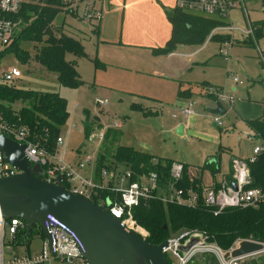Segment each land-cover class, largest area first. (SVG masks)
Returning <instances> with one entry per match:
<instances>
[{
  "label": "rangeland",
  "instance_id": "obj_1",
  "mask_svg": "<svg viewBox=\"0 0 264 264\" xmlns=\"http://www.w3.org/2000/svg\"><path fill=\"white\" fill-rule=\"evenodd\" d=\"M101 1H106L104 5L111 2L109 0ZM113 5L116 12H112L111 9L110 13H106L104 16L103 27L105 30H101L103 38L99 34L98 28L96 30L91 27L90 30H86L84 25L76 19L75 13L69 11L68 5L64 6L62 13L55 20V27L64 26L63 30L66 35L76 39L84 47L86 57L76 58L73 55H68L66 58L68 62L77 64V72L83 83L80 87L76 89L62 87L57 74L48 72L34 61L36 48L33 43L29 42H23L20 45L21 49L30 56L27 64L21 63L12 52H7L0 57V75L13 69L19 70L22 74V77L15 83L3 85H13L34 92L56 93L67 101L70 117L61 129L63 141L59 151L61 154L65 151L67 154H74L78 150L91 157L93 163L103 160L106 165H111L115 162L118 148L147 149L146 147L149 146L152 153L162 157L161 159L186 163L195 169L202 167L205 160L197 142L205 141L207 138L200 135L193 137L191 132L187 135L189 140L179 137L178 128H176L179 121L175 119V116L180 113V106L178 107L176 102L177 98L173 97L172 87L169 86L167 90L159 80L154 79L147 72H135L133 66L129 68L130 72L123 70V66L110 67L111 64L122 63L124 60L126 63H131L130 60L133 57L127 56V53L118 55L115 53L113 56L111 49L108 48V42L104 43L106 37L113 39L108 35L114 34L117 29L120 35L123 33L125 19L123 34L126 42L142 44L132 30L136 28V24H139L140 18L149 21L151 20L149 13H155L157 10L161 11L165 18L163 8L175 9L177 0H148L135 5L130 2L126 16H124L125 0H113ZM246 6L248 17L241 10H234L231 13L230 22L235 29L232 34L223 26H217L212 32L215 34L214 40L216 41L209 42L207 46L205 44V49L201 50L203 46H194L188 49L184 48L179 52L184 55L193 54L195 56L193 62L203 64L201 67L199 65L193 67V72H188L189 75L185 81L190 80L193 83L209 81L213 85H217L216 88L226 96H234V103H236L233 106L223 105L227 115L221 117L223 125L219 128L223 129V132L218 133L221 134L223 142L217 138L215 141L219 144L220 141L224 145L230 144L233 150L251 155L260 141L256 139L250 143L245 136L247 133L245 127L247 128L248 122L256 121L259 117L264 120V28L256 26L257 30L262 31L263 37L257 41L251 36L254 41L252 45L248 44L249 38L243 32L248 31L250 24L253 27L256 23L264 22V4L261 0H247ZM134 12L138 13L137 17L133 16ZM112 20L114 23H110ZM248 20L250 24H247ZM165 22L167 24V20ZM225 43H233V46L229 48L230 57L227 59L219 55L220 50L225 49ZM234 78L243 81L244 85H234ZM233 89L237 91L234 92ZM185 92L190 94L187 97L193 95V105L198 116L209 117L207 111L216 108L215 99L207 97L209 91L204 94L200 91L191 92V90ZM141 98L151 101L140 102ZM188 100L192 101L191 98ZM98 101L103 105H99ZM134 103H142L148 108L146 111L152 115H154V108H157L162 114L157 118H148L133 110ZM13 108L19 110L21 103H15ZM239 114L246 115V117ZM212 118L214 119V117ZM114 124H119L122 128L116 129ZM87 125L89 128L86 127ZM232 126H236L235 134L226 136L231 139L227 141L225 134ZM86 129H89L90 136L96 135L94 141L86 140ZM100 131L104 132V136L111 131L117 132L114 134L118 138L117 142L112 145L111 141L106 139L101 143L97 138ZM231 163L229 156H223L221 179L223 176H229L232 172ZM88 171L85 170V172ZM189 173V177H196L195 171L189 169ZM91 174H93V170ZM218 180L220 179L218 178ZM213 184L211 173L206 172L203 175L204 190ZM47 241L48 238L45 235L35 231L31 235L19 238L13 244L17 247L16 252H10L6 254V257L8 259L15 253L17 255L28 254L29 247L38 253ZM10 242L11 239L7 238L6 246L11 245ZM232 248H235V245ZM168 261L170 264H174L170 256H168ZM190 264H221V262L214 252H200ZM239 264H264V253L244 258L240 260Z\"/></svg>",
  "mask_w": 264,
  "mask_h": 264
},
{
  "label": "trees",
  "instance_id": "obj_2",
  "mask_svg": "<svg viewBox=\"0 0 264 264\" xmlns=\"http://www.w3.org/2000/svg\"><path fill=\"white\" fill-rule=\"evenodd\" d=\"M261 1L264 4V0ZM63 8V4L58 0H35L32 4L24 6L12 19L16 24L14 42L3 54L12 52L21 63L27 64L30 56L21 49L20 45L23 42L33 43L36 48L34 61L48 72L57 74L62 87L76 89L83 84L77 72V64L68 62L66 58L68 55L76 58H84L86 55L82 44L66 35L64 26L61 28L54 26ZM165 14L172 26V35L165 47L152 51L155 56L174 54L181 46H204L213 30L217 26L225 25L214 19L186 13L177 7L172 10L165 9ZM254 26L253 39L258 41L263 37V33L257 30L256 26L264 28V22L256 23ZM253 39H250L251 45L254 44ZM39 46L41 48H38ZM188 95L190 94L186 92L179 93V97L183 99H190L193 96L187 97ZM207 97L217 101L214 96L207 95ZM17 102L21 103L19 110L13 108ZM133 110L146 117L152 115L138 105H133ZM0 113L12 128L27 129L28 139L38 147L51 155L57 154L61 129L70 117L68 103L59 94L34 92L13 85H0ZM247 125L264 145V120L250 121ZM113 132H109L104 139L111 141L112 145L118 140L114 135L117 132ZM89 137V129H86V140ZM174 165L175 163L170 160L156 158L133 148L120 147L113 164L106 165L103 160L97 162L96 177L99 181L100 173L104 168L108 170L118 167L129 168L136 174L133 181L154 173L157 174L159 186L164 192L169 193L174 187L183 190L186 194L193 190L199 195L200 200L196 209L163 204L157 199L142 202L134 209V219L149 232L147 241L152 245L159 246L185 232L205 235L209 243L216 244L223 251H229L239 241L264 244V202L256 208L232 209L215 216L203 202V173L210 172L215 177L220 173L218 165L207 162L193 181L189 177V167L183 165L182 179L179 182L173 181L172 178ZM249 171L250 188L264 190V153L249 165ZM64 187L69 191L65 182ZM94 203L97 204L96 201ZM35 231H39L44 236L39 225H36L29 235ZM24 234L26 236L28 232Z\"/></svg>",
  "mask_w": 264,
  "mask_h": 264
},
{
  "label": "built area",
  "instance_id": "obj_3",
  "mask_svg": "<svg viewBox=\"0 0 264 264\" xmlns=\"http://www.w3.org/2000/svg\"><path fill=\"white\" fill-rule=\"evenodd\" d=\"M35 0H0V56L12 45L15 37L16 24L12 20L17 16L24 6L32 4ZM38 1V0H36ZM40 1V0H39ZM68 5L69 11L75 13L79 21L98 27L103 19L102 12L96 8V1L81 0H58ZM247 0H177V8L196 16L214 19L224 23L223 27L231 34L235 31L230 22L231 13L234 10H241L248 17L246 6ZM247 24H250L248 20ZM94 27V28H96ZM222 27V26H221ZM246 36L254 38V31L251 24L248 31L243 32ZM214 33L210 35L206 43L214 38ZM233 43H225V49L220 50V55L229 58ZM22 77L19 70L13 69L0 75V85L13 84ZM235 83L243 84L238 78H234ZM207 95L214 96L217 102L231 104L233 97H228L218 89L209 88ZM99 105H103L98 101ZM180 112L185 117L196 116L193 103H188L180 107ZM216 126H222L221 117L214 116ZM115 128H121L119 124H114ZM0 134L14 140L19 145H26V156L33 165H40L45 175L43 180L48 184H57V179L62 175L64 182L69 187L70 194L81 196L102 210L108 211L112 216L134 234L147 240L149 232L142 228L134 219V209L139 207L142 202L157 199L163 204H175L178 206L196 209L200 197L193 190L187 194L183 190L172 187L169 193L164 192L159 186L157 174L151 173L133 181L136 174L129 168L118 167L113 170L102 169L100 180L85 177L83 172L88 167L90 159L72 166L59 159L56 155H51L44 149L38 147L28 139L27 129H14L9 126L0 113ZM96 135L89 137V141H94ZM97 138L102 143L105 139L104 132L100 131ZM62 144V139L58 140V145ZM264 153V145L257 146L253 155L249 159H232L231 177L217 185H212L204 190L203 202L215 216L227 210L256 208L264 202V190L253 189L249 165L256 161ZM20 172L6 162V158L0 150V180L12 178ZM183 165L175 164L172 169L173 181L179 182L182 179ZM190 174V173H189ZM195 177H190L191 181ZM94 201L97 202L94 203ZM42 228V227H41ZM50 239L43 244L40 251L36 253L31 248L28 254L17 255L7 259L6 254L16 252L15 242L25 236L28 232L26 222L21 219H4L0 215V264H88L86 259V247L80 237L54 216L48 215L43 223ZM30 233L28 232V235ZM197 232H185L178 237L168 240L169 246L164 249V254L173 259L174 264H190L194 257L200 252H214L221 264H239L240 260H224L223 255L228 251L221 250L216 244L211 247L197 245L186 256H183L178 248L183 245L191 236ZM10 238L9 246H6V239ZM203 243H209L208 237L204 235ZM232 248L231 250H233ZM230 251V250H229ZM242 260V259H241Z\"/></svg>",
  "mask_w": 264,
  "mask_h": 264
},
{
  "label": "water",
  "instance_id": "obj_4",
  "mask_svg": "<svg viewBox=\"0 0 264 264\" xmlns=\"http://www.w3.org/2000/svg\"><path fill=\"white\" fill-rule=\"evenodd\" d=\"M215 117H225L227 111L216 101V108L208 110ZM86 127H89L87 125ZM183 128L177 134L182 136ZM26 145L0 134V150L6 162L20 173L0 180V215L7 220L21 219L30 233L36 225L43 229L48 215L74 231L84 243L88 264H170L164 254L168 241L156 246L127 229L120 220L102 210L89 200L65 190L62 175L57 184L43 180L45 172L40 165H33L26 156ZM216 162H209L214 164ZM44 235L50 239L48 233ZM204 235L195 234L179 246L186 256L194 247H213L203 243ZM264 253V244L239 241L233 250L223 255L224 260H241Z\"/></svg>",
  "mask_w": 264,
  "mask_h": 264
},
{
  "label": "crops",
  "instance_id": "obj_5",
  "mask_svg": "<svg viewBox=\"0 0 264 264\" xmlns=\"http://www.w3.org/2000/svg\"><path fill=\"white\" fill-rule=\"evenodd\" d=\"M88 1L90 2L91 0H88ZM95 1H96L95 7L99 8L101 10L102 15H103V19H102L101 24L98 27H96V26H94V27H96L95 28L96 30L98 28L99 34H101V37H102L101 30L102 31H103V29L105 30V28L103 27V23L105 21L104 16L106 15V13L107 14L110 13L111 9H112V12H116V10L114 9L113 0H109L111 2H109L106 5H104L106 1L105 2H102L101 0H95ZM118 1H120V0H118ZM141 1H148V0H125L126 7H124L125 8L124 9V16H126V10H127L130 2L135 5ZM101 3H102V5H101ZM98 5H99V7H98ZM165 9L166 8H163L164 13H165ZM149 14L151 16V20L146 21V20L140 18L139 24H136L135 25L136 28L132 29L135 36L139 37V39L141 40L140 42L142 44H133V43H127L126 42V40L124 38V34H123L125 31V23H126L125 19H124L123 33L121 35L117 29V31L114 34L108 35V36L112 37L113 39H109L107 37L104 38V43L108 42L107 43L108 48L111 49V54L113 56H115L114 55L115 53H117V55L119 53H127V56L131 55V57H133V59L130 60L131 63H126L125 60L124 61L119 60L120 62L122 61V63L115 62L114 64H111L110 67H115V65L123 66L124 67L123 70L130 72L131 70L129 68H131L133 66V68L135 69V72H138V71L147 72V74H150L151 77H153L156 80H159L160 83L163 84L167 90H168L169 86L172 87L173 92H174L173 97L177 98L176 102L178 104V107L179 106L180 107L185 106L188 103H194L193 98H191L192 101H189L188 99L179 98L178 97L179 93L185 92L187 90H191V92H199L200 91L202 94H204V92H207L209 88L217 89L216 88L217 85H213L209 81L194 82V83L191 82L190 80L185 81V79L188 77L189 73L193 72V70H194L193 67H195L197 65H199L200 67L203 66V64H201V62H199V63L193 62V58L195 57L193 54L184 55V54H181L179 52V50H182L184 48L188 49V48H192V47H187V46L178 47V49L176 50V52L174 54H171L168 56H155L153 54L152 51L154 49L163 48L166 46L164 44H167L170 41L171 35H172V26H171L170 22L168 21L166 14H165V18H164L161 11L159 12V10H157L155 13H149ZM133 16L137 17L138 13L134 12ZM76 19L78 20V18H76ZM157 19H159V21H157ZM165 20H167V24H166ZM106 21H107V19H106ZM110 23H114V20H112V22H110ZM81 24L84 25V28L86 30H90L91 26H93V25H89V24L83 23V22H81ZM106 27H107V24H106ZM247 37L249 38L248 44H250V39H252V38L249 36H247ZM207 45H208V43H206V46ZM206 46L204 45L201 50L205 49ZM219 55H220V53H219ZM241 82H243V81H241ZM200 83H202L203 85L205 84L204 87L201 86L202 84H200ZM233 83L236 86L244 85V82H243V84H238V83H235L233 81ZM205 86H208V88L207 87L205 88ZM233 91L236 92L237 90L233 89ZM232 97L234 98V96H232ZM141 101H151V100L141 98L140 102ZM235 103L233 100V102L230 104V106H233ZM139 104L134 103V105L141 106V108L143 110H145V111H146V109L148 110V108L145 107L142 103H139ZM154 109H155V110H153L154 115H151L148 118H152V117L157 118V117H159L160 114H162V112L159 111L157 108H154ZM208 115H209V117L203 116V115L198 116V114L196 116L185 117L180 112V113H178V115L175 116V119L179 121V123L176 125V128H179V127L183 128L182 136H179V137L184 138L186 140H189L187 135L190 132H191V134H193V137L200 135L203 138H207V140H205V141L197 142V146H199L201 149L203 158L205 160L203 163L204 165L207 162H211V161L216 162L214 164L218 165L220 173L217 174L215 177L212 176L213 180H214L213 185H217L220 182L228 180L232 174V172H231L229 174V176H223V178L221 179V167H222L221 162H222L223 156H226V155L229 156V158L231 159V162H232L233 158L249 159L252 157L254 149L251 152V155H248V153L243 154L241 151L233 150V148L230 147V146H232L230 144L224 145L221 143V141H220V144L217 143V141H215V138L222 140V142H223L221 134L220 135L218 134V133L223 132V129H220L218 126H216L214 119L212 118L214 116H212L210 114H208ZM240 116H242V115H240ZM242 117H246V115H244ZM260 119H262V117L261 118L259 117V119H257V120H260ZM121 128H122V126H121ZM121 128H119V129H121ZM116 129H118V128H116ZM245 129H247V131H246L247 133H245V136L250 143H252L256 139L259 140V138L254 134V132L248 126H247V128L245 127ZM235 130H236V126L235 127L232 126L230 129H228V132L225 134V137L229 136V135L234 136ZM230 140H231L230 138H227V141H230ZM62 143H63V141H62ZM191 144H192V142H191ZM261 144H262V142L260 141V144L258 146H260ZM146 148L147 149H145V148L141 149L140 148V149H135V150L153 155L156 158H160V159L162 158V157H159L157 155H154V153H152L149 146ZM59 151H60V145H58V150H57L56 156L59 159L63 160L65 163L70 164L72 166H76V165L84 162L85 160L90 159L88 162V167L86 168L89 171L88 172L84 171L83 175L84 176L86 175L85 177H90L92 175V177L97 180V177H96V165H97V163H93L94 161L91 157L87 156V154H84L82 152L80 153V151H78V150L74 154L73 153L67 154L66 151L63 154H61V153H59ZM170 161H172V160H170ZM172 162H174L175 164H178V165L188 166L190 171L191 170L195 171L196 175L199 173L200 168L204 167V165H203L202 167L195 169L186 163H181V162H177L174 160ZM92 170H93V174H91ZM205 173L206 172H204L203 175ZM218 178L220 180H218Z\"/></svg>",
  "mask_w": 264,
  "mask_h": 264
}]
</instances>
